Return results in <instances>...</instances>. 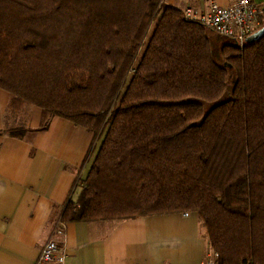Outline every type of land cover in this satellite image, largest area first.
Wrapping results in <instances>:
<instances>
[{
  "label": "trees",
  "instance_id": "obj_1",
  "mask_svg": "<svg viewBox=\"0 0 264 264\" xmlns=\"http://www.w3.org/2000/svg\"><path fill=\"white\" fill-rule=\"evenodd\" d=\"M224 38L164 0H0V90L103 139L62 224L197 213L264 264V34Z\"/></svg>",
  "mask_w": 264,
  "mask_h": 264
},
{
  "label": "crops",
  "instance_id": "obj_2",
  "mask_svg": "<svg viewBox=\"0 0 264 264\" xmlns=\"http://www.w3.org/2000/svg\"><path fill=\"white\" fill-rule=\"evenodd\" d=\"M212 1L229 4H164L204 12ZM15 129L26 131L8 133ZM93 138L84 127L50 117L42 108L14 104L0 90V264H35L50 239L64 247L66 264H201L213 254L197 213L62 224L64 208L78 199L98 149Z\"/></svg>",
  "mask_w": 264,
  "mask_h": 264
},
{
  "label": "built area",
  "instance_id": "obj_3",
  "mask_svg": "<svg viewBox=\"0 0 264 264\" xmlns=\"http://www.w3.org/2000/svg\"><path fill=\"white\" fill-rule=\"evenodd\" d=\"M183 13L186 19L198 22L244 48L250 38L260 31L264 4H258L254 0H229V4L223 6L212 1L204 12L186 7ZM62 234L63 228L60 227L58 235ZM66 259L64 247L57 240L50 239L43 245L35 264H66ZM201 264H219L217 255L209 254Z\"/></svg>",
  "mask_w": 264,
  "mask_h": 264
},
{
  "label": "rangeland",
  "instance_id": "obj_4",
  "mask_svg": "<svg viewBox=\"0 0 264 264\" xmlns=\"http://www.w3.org/2000/svg\"><path fill=\"white\" fill-rule=\"evenodd\" d=\"M212 36H213L212 39L216 40V38H217L216 35L212 34ZM224 40H226V39L224 38ZM8 112H11V110H9ZM12 112H15V111L12 110ZM12 112H11V113H12ZM102 140H103L102 138H101V139H100V138H99V139H96V142H97V143H96V146H95L96 148L99 149ZM98 149H97V151H96V153H95L94 159H95V157H96V154H97V152H98ZM94 159L92 158V163H93ZM91 165H92V164H91ZM82 183H83V182H82ZM79 190H80V188L77 189L76 193H78ZM58 227H59V228H60V227L63 228L62 225H60V226L58 225ZM202 227H203L204 235L206 236V238H208V234H207L206 229L204 228V226H202ZM208 241H209V238H208ZM212 253H213V252H212ZM210 254H211V253H210ZM213 254H215V253H213ZM207 258H208V257H207Z\"/></svg>",
  "mask_w": 264,
  "mask_h": 264
},
{
  "label": "water",
  "instance_id": "obj_5",
  "mask_svg": "<svg viewBox=\"0 0 264 264\" xmlns=\"http://www.w3.org/2000/svg\"><path fill=\"white\" fill-rule=\"evenodd\" d=\"M263 34H264V29L261 30V31H259V32L256 34V36H254L253 41H254L255 39L259 38L260 36H262Z\"/></svg>",
  "mask_w": 264,
  "mask_h": 264
}]
</instances>
